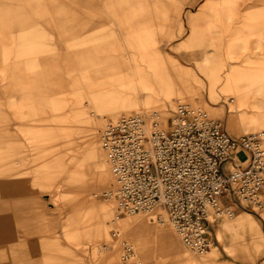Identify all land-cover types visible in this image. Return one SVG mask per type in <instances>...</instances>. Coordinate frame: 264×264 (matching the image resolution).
<instances>
[{
	"label": "rangeland",
	"instance_id": "obj_1",
	"mask_svg": "<svg viewBox=\"0 0 264 264\" xmlns=\"http://www.w3.org/2000/svg\"><path fill=\"white\" fill-rule=\"evenodd\" d=\"M214 34L228 64L247 57L254 66L249 101L221 84L211 97L198 77ZM141 38L159 39L162 54L136 66L147 56L133 47ZM94 98L112 109L96 118ZM119 101L137 110L112 115ZM179 101L233 135L260 133L264 0H0V264H187V255L192 264H264V207L218 219L211 249L196 256L165 211L117 215L104 195L115 185L110 160L100 165L107 124L152 111L167 120ZM239 213L256 245L232 224ZM124 241L136 247L129 260L135 248L124 257Z\"/></svg>",
	"mask_w": 264,
	"mask_h": 264
},
{
	"label": "built area",
	"instance_id": "obj_2",
	"mask_svg": "<svg viewBox=\"0 0 264 264\" xmlns=\"http://www.w3.org/2000/svg\"><path fill=\"white\" fill-rule=\"evenodd\" d=\"M263 136L233 135L186 101L167 120L159 111L123 116L102 131L115 176L106 195L117 215L163 209L182 242L203 253L218 219L264 207ZM131 250L124 241L123 256Z\"/></svg>",
	"mask_w": 264,
	"mask_h": 264
},
{
	"label": "crops",
	"instance_id": "obj_3",
	"mask_svg": "<svg viewBox=\"0 0 264 264\" xmlns=\"http://www.w3.org/2000/svg\"><path fill=\"white\" fill-rule=\"evenodd\" d=\"M210 3V9L214 10L216 7V4L214 2H209ZM217 38V39H216ZM160 40L158 39H154V38H149V39H139V41L135 42L136 45H132L131 47H135L137 49H141L142 52L147 51L145 55V57H134L133 62L134 65H140V62L142 61H146L147 63L152 62V60H154V54H158L161 53V47H160ZM219 42V37L217 36V34L213 35V41L211 42V44L214 45V56L213 57H209L207 56L206 58V62H208L209 66H208V71H211L213 73H208V71H204L203 69L205 67H201V72L198 77L205 81L206 83H209V93L211 95V97H216L218 96V90L217 87L221 84L222 85V90H229L231 89L232 91H234V93H237L239 95V97H241L240 100L242 99H246L247 101L250 100V95L246 92L244 85L247 83V81L252 80V69L254 66L251 65L250 62H246L248 61V59H243L239 64L234 65L233 62L230 61V64H228L227 60L225 58H222L220 56V51H222L221 46L217 45V43ZM231 44L228 42L227 46L225 45V52L227 54L230 53L231 51ZM135 48V49H136ZM145 49V50H144ZM230 59V58H228ZM229 65L228 69L225 70L226 66ZM238 66V67H236ZM121 68H124L125 70L130 69L129 66H123ZM106 69V67H105ZM189 91H197L196 88H188ZM200 90V89H199ZM97 102L98 105L96 106L97 108L100 109H104L107 107H111L113 106V103H104L102 99H98V98H94V102ZM117 103H120L119 105H122L124 103V101H119ZM107 104H111V105H107ZM209 104V103H208ZM121 109V108H119ZM95 111V110H94ZM93 111V113H94ZM110 110L105 109L104 112H108ZM120 111V110H119ZM118 113L120 112H116L115 116L118 115ZM124 114V113H122ZM95 116V115H94ZM234 116H231V121L234 120ZM264 122V119H263ZM230 130H234L232 127H230ZM264 216V215H263ZM232 224H237L242 226L246 231H248L250 237H251V242L252 244L256 245L257 239L254 236V234L252 233V231H250V228L247 226V223L244 220V215L242 213H239L238 216L236 217V219L232 222ZM225 227H230V223L225 224ZM184 261L187 264H192L191 263V257L189 255H187V257L184 258ZM194 261V260H193Z\"/></svg>",
	"mask_w": 264,
	"mask_h": 264
},
{
	"label": "bare ground",
	"instance_id": "obj_4",
	"mask_svg": "<svg viewBox=\"0 0 264 264\" xmlns=\"http://www.w3.org/2000/svg\"><path fill=\"white\" fill-rule=\"evenodd\" d=\"M107 105H111V104H107ZM176 107V106H175ZM119 108H121V109H119L118 111H112L111 113H112V115L113 114H115L116 112H125V113H131L132 111H134V110H137V109H135V108H133L132 106H129L128 105V102H126V101H124V103L122 104V105H119ZM96 109V111H94V113H93V115H95L96 116V118H100V117H102V116H105L108 112H104V110L105 109H107V110H111L112 108L111 107H107V108H104V109H100V108H95ZM175 109V108H174ZM134 114H136V113H134ZM129 115H132V114H127V115H123V116H129ZM123 116H121V117H123ZM121 117H119L118 119H116V120H114V121H112V122H115V121H117V120H119ZM259 132H260V134L261 135H264V128L263 129H261V130H259ZM263 141H264V136H263ZM264 143V142H263ZM108 157H109V155H108ZM109 160L110 159H108L107 157H104L102 160H101V163H100V165H101V169H103V171H104V169L106 168V166H107V164L109 163ZM108 166H109V164H108ZM104 195L105 196H107L106 195V192L104 193ZM108 197V196H107ZM108 198H110V197H108ZM154 210H156V209H154ZM160 210H163V209H160ZM164 211V210H163ZM133 214H135V213H133ZM167 214V213H166ZM236 215V214H235ZM234 215V216H235ZM234 216H232V217H234ZM232 217H226V218H232ZM225 219V218H224ZM143 223L144 224H150V220H149V218H147V217H144L143 218ZM148 227H150V226H148ZM165 230V232H166V234H167V236H170L171 234L168 232V230L167 229H164ZM128 242V244L129 245H131L132 246V248H135V251H134V253L131 255V256H129L128 257V259L127 260H129V259H131V258H133V256H135L136 255V247H135V245L132 243V244H130L129 243V241H127ZM212 247V246H211ZM211 247H210V249H211ZM210 249H208V250H206L205 252H203V253H197V252H195V251H193V254L194 255H196V256H203V255H206L208 252H209V250ZM123 250H124V248H123Z\"/></svg>",
	"mask_w": 264,
	"mask_h": 264
}]
</instances>
